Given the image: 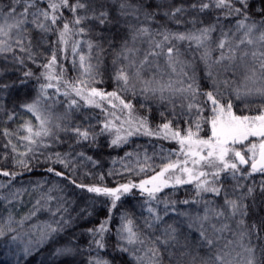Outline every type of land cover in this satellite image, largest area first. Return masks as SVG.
Wrapping results in <instances>:
<instances>
[{"label": "trees", "instance_id": "obj_1", "mask_svg": "<svg viewBox=\"0 0 264 264\" xmlns=\"http://www.w3.org/2000/svg\"><path fill=\"white\" fill-rule=\"evenodd\" d=\"M74 2L75 0H70V3ZM81 2L86 4V9H78L75 14L67 8L61 9V18L54 26L55 30L44 32L31 23L27 24V30L22 37L25 51H20V47L15 43L19 37L14 33L9 40L14 51L0 53V172L15 173L14 177L0 175V225L4 226L7 233L0 237V264H89L95 258L107 260L109 264H144L133 254L131 247L120 239L119 226L128 220L133 222L134 229L146 241L147 248H159V264H192L193 257H196L195 264H200L201 257L207 259L209 249L203 244L196 226H188V217L202 215L203 210L199 211L198 205L203 209L206 204H224L225 189L228 198L235 199L241 192L246 193L248 187L254 188V192L251 196L246 195L244 203L248 207L247 215L243 219L246 226H257L260 237L257 239L256 235H251L248 242L256 248V256L264 258V252H261V247L264 246V228H261V221H264V193L260 191L261 185L264 184V174L255 173L238 180H233L230 174H222L218 181V186H223L220 195L208 192L197 195L194 184L165 188L156 194L155 201H149L146 194L135 191L121 196L115 208L111 207V198L87 191L89 186L116 188L121 184L136 183L150 177L160 170L159 166L166 162L165 158H182L180 145L171 138L144 135L143 129L140 133L127 136L126 142L119 145L111 144L114 138L112 132L97 135L95 141H83L78 139L72 129L79 127L99 133L106 120L114 119L109 112H115L116 117H119L114 120L117 127L123 125L124 129L129 128V125L124 123L129 119L133 121V126L137 127V122L143 119L153 132L163 124L169 123L171 129L180 131L181 135H184L190 126L195 132L194 124L199 120L202 127L199 136L207 138L210 124L205 123L204 118L210 117L212 113L209 111L210 102L205 104L206 97L203 93H219L224 100L231 101L232 110L236 115L249 116L264 111V95H256L251 100L237 98L234 83L229 79L232 73L223 72L226 66L231 65V61L225 60L216 64L209 55H204L202 46L198 47L195 42L188 41L175 42L179 49L176 57L179 63L176 66L184 68L190 82L198 86L199 95L196 102L203 108L199 116L196 108L187 107L192 102L188 93L182 95L179 100L173 99L168 103L158 102L157 95L143 91L144 85L140 81H130L128 90H124L118 85L115 75L119 68L127 63L120 53L125 42L130 39L128 23L137 22L131 16H120L118 0ZM131 2L143 5L140 22L152 30L166 28L172 32H187L215 25L216 30L211 36L219 38L222 33L234 34L236 22L240 19L236 15L226 16L223 9L201 12L190 7L192 4H199L200 0ZM11 3L12 0H0V9L6 12ZM158 5L163 7L158 8ZM179 5H183L187 10L182 16H177L181 21L177 24L175 20L164 16L163 12ZM46 6L47 0L39 3L40 8ZM235 6L239 7V4ZM262 7L264 0H249V15L252 19L264 20V17L259 15ZM17 10H21V6H17ZM101 11L108 13L104 24L96 18ZM149 12L158 14L154 19L145 21L144 14ZM77 15L87 18L80 25H75L74 16ZM31 19L29 16V20ZM2 22L0 20V23ZM62 23H68L73 30L67 37V44L59 38ZM78 28H84L85 32L79 33ZM154 39L160 40L161 37L154 36ZM89 43L92 44L91 49L88 48ZM73 44L77 46L76 53L72 51ZM135 47L139 50L136 53V59L139 60L142 53L149 49L148 38L138 40ZM53 54L57 64L48 69L44 66ZM79 55L86 57V65L90 63L93 66L94 83L83 74ZM158 64L159 71H156L155 66L148 68L144 79H151L153 75L157 79L161 69L168 70L164 57L158 59ZM49 71L60 79L51 81L54 87L47 88L42 94L40 85L50 82L45 78ZM28 72L31 73L30 76L25 75ZM240 72L239 74L243 75V71ZM78 80H88L91 87L101 91H116L122 99L133 105L131 116L127 110L121 111L119 102L115 100V109H112L107 101L102 102L100 108L86 104L65 84V81ZM225 81L228 83L225 84ZM65 91L70 92V95H63ZM37 99L40 101L39 115L51 121L46 127L52 134L36 138L37 144L29 145L33 151L27 156H20V153L25 152V145L28 143L20 139L28 135L24 125L32 126L33 131L40 128V119L24 107ZM73 99L77 101L76 105H71ZM57 124L59 127H56ZM5 132L10 135H5ZM13 145L16 146V152L12 151ZM80 153L84 155L81 156ZM57 155L65 160L67 167L59 162ZM18 159L26 160L28 166L17 164ZM241 167L247 170V166ZM49 168L54 169V172H49ZM55 172H62L64 175L57 176ZM208 179L211 180V177ZM73 180L76 184L71 183ZM237 183L243 187H236ZM3 194L6 198H2ZM185 200L189 203H183ZM165 203L168 205L167 214ZM149 207L155 209V214L161 217L158 222L153 220V213L148 211ZM237 219L238 222L241 217L237 215ZM57 220H61L59 225ZM105 221V246L98 249L89 229H97ZM146 221L153 226L149 228ZM48 225L60 230L51 233ZM170 225L176 228L175 239L169 240L167 244H153L156 237L161 240L166 238L163 233ZM205 228L210 235V227ZM12 237L16 239L13 240ZM221 240L224 241L220 238L218 244L222 247ZM124 247H127L128 251H122ZM25 248L29 250L27 253ZM61 248L71 251L58 255L57 250Z\"/></svg>", "mask_w": 264, "mask_h": 264}, {"label": "snow or ice", "instance_id": "obj_2", "mask_svg": "<svg viewBox=\"0 0 264 264\" xmlns=\"http://www.w3.org/2000/svg\"><path fill=\"white\" fill-rule=\"evenodd\" d=\"M43 0H12V3L8 5V10L5 12L0 9V53L13 52L14 49L9 43L12 39L13 34L18 39L15 40L17 46L20 47V51H25L22 46L24 43L23 33L27 30L26 25L31 23L37 29L41 31L48 32L55 30L54 26L57 20L61 18V9L67 8L74 14L78 9H86V4L81 2V0H75L74 3H70V0H47V6L45 8H40L39 3ZM239 4V7L235 5ZM17 6H21V10H17ZM163 7L162 5H158ZM192 9H198L203 12L209 9H223L226 16L236 15L240 17L236 22V30L241 33L238 38V42L233 47L230 43V38L227 33H222V39L218 42L217 48L222 50L220 52L219 59L215 61L217 64H221L223 61L228 60L235 62L237 60L241 61L242 65L246 70L252 73V76L256 74L257 71L260 72L261 76L264 77V20H254L249 15V0H200L199 4L190 5ZM119 14L121 17L131 16L133 20L137 23H128V28L131 33L129 41L125 42L120 56L127 63L119 68L115 75V80L118 85H120L124 90H128L130 81H140L144 85L143 91L151 92L153 95L159 93L160 98H164V93L169 92L170 94H175L179 92L181 94L188 93L191 97V101L187 107L189 109L196 108L197 115L203 111V108L197 101V96L199 95L198 86H194V82L187 83V87L175 88L171 81L162 82L163 77L160 80L156 79L153 75L151 79H144V74L147 72L148 68L155 66L156 71H159L158 59L160 57L165 58V64L167 68L171 69L173 73L176 72V64L179 63L176 58L179 49L176 47L175 42H195L198 47L204 46L205 42L210 40V34L216 30L215 25H208L206 27L197 29L196 31L187 32H172L166 28L152 30L148 26H144L140 22V14L142 12L143 5H137L131 2V0H118ZM32 9V11H30ZM187 9L183 5L172 6L170 10L164 11L163 15L175 20L177 24L181 23L177 19L178 15H183ZM158 13L149 12L144 14V20L148 21L154 19ZM259 15L264 17V7L259 10ZM29 16L32 17L29 20ZM108 13L106 11H101L99 16L96 18L101 24H104L107 19ZM87 17L86 16H74V24L80 25ZM194 24L195 21H192ZM73 30L69 27L68 23H62V31L59 33V38L65 44L68 43L67 37L71 35ZM79 33H84V28H78ZM154 36L161 37L160 40L154 39ZM148 38L149 49L148 51L142 53V58L137 60L136 53L139 51L135 45L138 40H143ZM131 44V46H129ZM241 46H244L243 48ZM250 47L251 50H248ZM88 48H92V44H88ZM227 49V55L225 50ZM73 53L77 52L76 44L72 47ZM239 52L240 55L237 56L236 53ZM205 56L208 52L205 51ZM251 57L253 66L249 67L247 59ZM80 68L83 70V74L88 76L92 82H95V78L92 75L93 66L88 63L86 65V57L84 55H79ZM23 62L22 60L20 61ZM57 64V59L55 54L52 55L48 64L44 67L52 69L54 65ZM258 64V69L255 65ZM25 75H31L30 72L25 73ZM211 75V73H209ZM252 76H246V79H251ZM48 81L47 84L40 85V91L43 94L47 88H52L54 85L51 83L53 80H59L60 77L53 75L51 71L46 74L45 77ZM155 83L156 86L151 85ZM225 84L228 81L224 82ZM65 84L70 88L71 92H74L76 96H79L86 104L92 105L100 108L102 102L107 101L112 109L117 108V104L113 103V100L119 102V107L121 111L127 110L129 116H131V110L133 105L126 102L120 97L116 92H105L97 89L96 87H91L88 80H78L75 82L65 81ZM135 85L133 84L132 87ZM59 91V88H57ZM258 93L264 95V88L256 89ZM250 92V90H249ZM245 94H249L246 92ZM63 95L68 96L70 92L65 91ZM203 95L206 97L205 104H209V111L212 113L210 117L204 118V122L210 124L211 135L207 138L199 136V132L202 130L201 123L199 120L195 121L194 127L196 131L192 130V127H188L185 130V134L181 135V132L172 130L169 123H165L158 128L156 132L150 130L146 124V120H139L137 124L139 126L134 127L132 120H126L124 123L129 125V128L124 129L123 125L117 127L114 120H118L115 112H109L113 120H106L103 123L99 133L90 132L88 129H81L76 127L72 129L79 140L95 141L97 135H103L105 132L114 133V138L111 140L112 145H119L121 142H126L127 136L137 134L143 129L144 135H156L163 136V138L174 139L180 145V153L182 158L172 159L170 157L165 158L166 162H163L159 166V171H156L149 179L142 180L139 184L126 183L121 184L116 188L108 187H98L89 186L87 191L111 198V207L115 208L117 201L120 200L122 193H127L131 191L132 188H139L141 192L145 193L149 201H155L157 199L156 194L160 192L163 188L174 185H184V184H194L197 189V195L201 192L214 193L216 195L221 194L222 185L218 186V181L222 174H230L233 180H238V178H244L251 176L255 173L264 174V111H260L259 114L249 116V115H236L233 112V106L230 100H224L223 96L219 93L213 95L212 92H205ZM237 98L240 96L239 89L236 90ZM219 97V98H218ZM223 101V102H222ZM40 101L37 99L33 103L24 105L29 112L36 115L37 119H40V128L37 131H33V127L30 125H24V130L27 131L28 135L20 137L21 140L27 141L25 145V152L20 153V156H27L29 152L33 151V148L29 145L37 144V139L42 136H50L51 130L46 127V124L51 123L50 120L42 118L39 115V105ZM77 101L73 99L71 105H76ZM103 110V109H102ZM11 118V117H10ZM56 127H59L57 124ZM124 135H121V133ZM5 135H10V133L5 132ZM42 143V141H41ZM12 151L16 152V146H12ZM83 156V153H80ZM57 159L60 163H64L65 167L68 166L65 160L57 155ZM88 159H91L88 157ZM17 164L27 167L28 162L24 159H18ZM241 166H247V170L242 169ZM143 171V169H141ZM49 172H54V169L49 168ZM155 171V169H153ZM3 176H15V173H10L7 171L0 172ZM57 176H63L62 172H55ZM211 177V180L208 178ZM67 179V177H65ZM72 184H76L73 180ZM77 187H85L84 185H76ZM236 187H243L237 183ZM260 191L264 193V184L261 185ZM254 188L248 187L245 192H241L240 195L235 199L228 198L227 189H225V206L220 209H205V214L203 216L188 217V226L191 228L194 225L199 233V236L204 245L209 249L207 253V259L200 258V264H238L235 262L234 258L229 259L232 255V251H225L230 245L236 244L238 247L242 248L247 256L244 258L245 264H264V258H258L256 256V248L246 245L243 241L247 238L250 240L251 235H256L257 239H260L258 235V229L255 224L250 227L245 225L244 216L247 215V204L244 200L247 196L253 195ZM40 201H37L39 205ZM183 203L187 204L189 201L185 200ZM167 203H165V214H167ZM59 210V209H57ZM149 213H153V220L158 222L161 217L155 214V209L149 207ZM211 216L214 218H224L230 219L237 215L241 217L238 221V231L235 235L238 236V241H227L222 247L219 246L218 240L221 238L223 232L229 230V225L227 223H222L219 228L216 224H210L212 233L209 235L208 230L205 228V222L210 220ZM181 215H186L181 213ZM63 219V218H61ZM11 217H9V221ZM61 220H57L56 223L59 225ZM149 228L153 225L145 222ZM107 221L100 224L97 229H89V232L93 234L94 243L98 249L104 248L103 234L107 231L106 225ZM51 233H57L60 229L48 225ZM261 228H264V221H261ZM9 230L12 229L9 227ZM124 233L121 235V240L126 241L127 245L134 246L133 251H138L139 249L135 246L139 245L143 247L146 243L144 239L141 238L140 234L134 229L133 222L128 220L127 224L122 229ZM176 228L171 225L169 228L164 230L165 239L161 240L160 237H156L153 244L156 242L167 244L169 240L175 239ZM6 231L3 225H0V237L6 235ZM98 237V239L96 238ZM13 240L16 237H12ZM122 251H128L127 247L121 249ZM29 250L25 248V253ZM70 249L61 248L57 250V254H67L70 253ZM261 252H264V246L261 247ZM241 253L237 252L236 256H240ZM147 258V264H159V248L153 246L148 247L145 252L144 257H137L138 260L143 262ZM196 257L192 258V264H195ZM89 264H109L107 260L102 258H95L89 262Z\"/></svg>", "mask_w": 264, "mask_h": 264}, {"label": "rangeland", "instance_id": "obj_3", "mask_svg": "<svg viewBox=\"0 0 264 264\" xmlns=\"http://www.w3.org/2000/svg\"><path fill=\"white\" fill-rule=\"evenodd\" d=\"M240 35H241V33L237 32L236 29H235L234 34L228 35V37L230 38V43H231V45L233 47H235V45L237 44L238 38L240 37ZM210 36H211V34H210ZM222 38H223L222 36L219 37V38L211 36L210 40L206 41L205 45L202 46L204 48V50L208 52V55H209L208 57H210L214 62L217 59H219L220 52L222 51V50L217 48V44ZM213 42H215V43H213ZM212 43L214 44L213 47L211 46ZM241 47L243 48L244 46H241ZM248 50H251L250 47H249ZM223 51H225V54L227 55V49H225ZM236 55L239 56L240 53L237 52ZM246 59H247V62H248V66L249 67L253 66L252 61H251V57H248ZM232 63L233 62L231 61V65H229V66L225 65L226 68H225V70L223 72H226V73L231 72L232 73V76L229 79L234 83V92L236 93V90L239 89V91H240V96L239 97H242L243 99H247V100H251L256 95H259L260 93H258L256 91V89L264 88V77L261 76L260 72L257 71L256 74L254 76H252V73H250V72H248L246 70V68L242 65L241 61L237 60L233 64ZM255 66L258 67V64L255 65ZM167 69L168 70H166V69H161L160 70V72L158 73V76H157V80H160L161 76H162L163 77L162 82L171 81V83L173 84V86L175 88L187 87V83L190 82V79H189L188 74H187V72H186V70L184 68L176 66V72L175 73H173L171 71V69H169V68H167ZM239 71H241L240 73H242V71H243V75L239 74ZM246 76H252V78L251 79H246ZM229 79H227V80H229ZM151 86L155 87L156 84L153 83ZM249 90H250V92H249ZM246 92H248L249 94H245ZM155 95H157L156 97H157V101L158 102H168V103H170L173 99L174 100H176V99L179 100L182 97V95H186V93L181 94L179 92H176L175 94H170L169 92H165L163 99L160 98V94L159 93H157ZM210 135H211V132H209L208 136H210ZM150 177H147L145 179H149ZM145 179H143V180H145ZM141 181L136 182L134 184H139ZM171 184H172V182H170V186L169 187H172ZM1 186H2V183L0 182V188H1ZM169 187H165V188H169ZM165 188H163V189H165ZM135 191L143 193V192H141V190L139 188H132L131 191H129L127 193H132V192H135ZM127 193H122L121 196H123L124 194H127ZM143 194H145V193H143ZM2 198H6L4 194L2 195ZM224 206L225 205L222 204V203H216L215 205L206 204L203 207V209H200L199 205L197 207L199 208V211L203 210L202 211V215H201V216H203L205 214V209L206 208L211 210V209H220V208H223ZM198 215L200 216V214H198ZM237 220H238L237 216L234 217V218H230V219H224V218H218L217 219V218L212 217L211 216V212H210V220L208 222H205L204 226L205 227H210V224H216L217 228H219L222 223H227L229 225V230H226L225 232H223V234L221 236V239H224V241L221 240V242H223L221 244L224 245L229 240H232V241H238L239 240L238 236L235 235V233L238 231V226H237L238 222H237ZM127 222L128 221H123L120 224V226H119L120 239H121V235L124 234L122 232V229L127 224ZM209 229H211V227ZM211 231H212V229H211ZM123 242L126 244V241H123ZM243 243L246 244V245L251 246V244L248 242L247 238L243 241ZM128 246L131 247V250L133 251V247L134 246H131V245H128ZM135 247L138 248L139 250L135 251V252L133 251L134 252L133 254L135 256H137V257H144L145 252L147 251V247L145 245L143 247H141L139 245H137ZM232 249H235V251H232ZM225 251H232V255L229 257V259H233L234 258L235 262H238V264H245L244 258L247 256V253H245L243 251V249L238 247L236 244L230 245L228 249H225ZM237 252H240L241 255L240 256H236ZM143 263L147 264V258H145L143 260Z\"/></svg>", "mask_w": 264, "mask_h": 264}]
</instances>
